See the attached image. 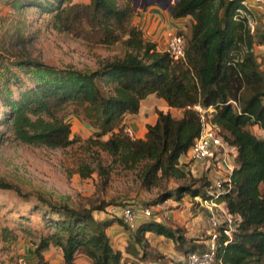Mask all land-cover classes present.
Masks as SVG:
<instances>
[{
  "label": "trees",
  "instance_id": "1",
  "mask_svg": "<svg viewBox=\"0 0 264 264\" xmlns=\"http://www.w3.org/2000/svg\"><path fill=\"white\" fill-rule=\"evenodd\" d=\"M118 1L12 4L18 10L28 3L27 7L51 15L55 30L89 43L121 42L126 53L95 72L52 67L28 58L13 61L0 54V97L7 109L0 126H8L23 145L57 150L76 141L70 119L81 121L92 130L89 141L115 164L128 170L143 165V188L163 181L189 180L160 198L181 199L186 194L214 199L221 205L232 218L233 230L231 237L223 234L228 228L226 221L217 229L214 264H264V137L250 130L257 127L264 132V68L254 52L264 33L256 42L247 17L239 13L240 0H178L170 18L190 24L188 36L177 31L184 39L185 56L174 61L167 50L160 52L156 43L145 38L135 22L134 1L124 0L123 5ZM246 15L253 17L250 11ZM149 96L181 111V115L156 110L155 122L145 126L143 137L132 138L125 118L138 115L141 102ZM195 106L213 109L211 122L216 125L217 136L232 153L234 168L219 189L205 176H191V166L196 165L193 161L179 166L181 156L187 157L201 132ZM104 137L107 140L103 141ZM92 173L88 166L78 171L83 179ZM0 190L13 191L25 199L33 197L41 208L40 217L50 232L35 247L36 264H51L43 256L49 246L60 251V264H76L79 254L92 264H122L123 253L137 258L140 251L144 261L148 256L147 234L171 241L186 257L202 254L180 230H172L151 216L131 229L120 217L97 220L92 214L114 203L92 210L55 204L39 194H23L2 181ZM115 225L129 235L124 252L114 249L107 235Z\"/></svg>",
  "mask_w": 264,
  "mask_h": 264
},
{
  "label": "rangeland",
  "instance_id": "2",
  "mask_svg": "<svg viewBox=\"0 0 264 264\" xmlns=\"http://www.w3.org/2000/svg\"><path fill=\"white\" fill-rule=\"evenodd\" d=\"M21 1L32 4L46 0H0L3 14L0 54L6 59L16 61L28 58L52 67H72L95 72L106 63L124 57L126 50L121 42L97 45L72 34L59 32L53 28L51 15L41 13L33 6L27 7L28 3L18 10L12 7L14 3L22 5ZM88 1L73 0L76 3ZM123 3L124 0L118 1L119 5ZM154 6L158 7L155 4L144 10L143 1L137 0L135 22L147 40L150 42L159 40L160 49L167 50L168 34L182 30L181 34L188 36L190 21L184 20L178 24L167 16L153 21L150 19L153 17L150 8ZM253 19V34L258 42L264 33V8L256 6L253 9ZM254 52L264 68V40L256 43ZM104 90L108 92V88ZM149 108L151 115H144L142 112L139 117H132L133 122L127 125V129L132 130L134 138L140 136L144 130L140 120L143 116L146 124H153V106L149 105ZM6 110L0 97V120L5 117ZM172 114L180 117L181 111L174 110ZM203 114L206 120L211 119L213 109L206 110ZM70 122L72 138L76 141L66 149L57 150L23 145L14 139L8 126H0V181L19 188L23 194H39L55 204L67 203L92 210L101 207L103 203L115 204L104 207L103 211L93 210L92 214L97 220L110 216L121 217L122 209L130 206L133 207L138 222L139 219L144 220L142 211L148 209L153 220L172 230H180L189 244L197 246L202 254L208 252L212 242L211 236L218 232L219 227L225 225L226 218L220 208L210 212L200 203L201 199L191 198L186 194L181 199L160 198L165 191L172 192L178 185L187 184L189 180L163 181L151 188H143L140 180L143 165L128 170L115 164L112 158L89 141L92 134L90 128L73 118ZM132 123L137 130H134ZM250 130L254 135L264 137L261 129L252 127ZM107 138L104 137L102 140L105 141ZM226 151L229 153V150ZM226 157L225 167H215L210 162L202 166H191V176L193 178L205 176L211 181L212 187L217 182H223L230 174L228 169L234 168L232 153ZM184 163L189 164V159L182 160V166H185ZM85 166L93 171L91 177L87 179L81 178L78 174L79 169ZM40 209L33 197L25 199L13 191L0 190V264H36L33 255L35 247L40 238L50 232V228L40 217ZM109 235L113 248L124 252L129 240L128 233L115 225ZM146 237L149 245L145 251L148 254L146 260H141L143 256L141 251L137 258L128 257L123 253L122 264H185L186 254L171 241L153 234H147ZM59 252L57 248L49 246L43 252V256L50 263L59 264L62 262Z\"/></svg>",
  "mask_w": 264,
  "mask_h": 264
},
{
  "label": "built area",
  "instance_id": "3",
  "mask_svg": "<svg viewBox=\"0 0 264 264\" xmlns=\"http://www.w3.org/2000/svg\"><path fill=\"white\" fill-rule=\"evenodd\" d=\"M241 3V9H239V13L241 15H245L247 17V26L250 28L251 32H253V24L252 21L254 20L253 17H249L246 15V11H250L253 13V9L258 6L259 8H264V0H240ZM3 21V14L0 9V30L2 26ZM166 48L167 52L170 54V56L174 59V61L183 60L185 56V50H184V39L181 35H179L176 31L170 32L167 36L166 40ZM194 109L200 113V120H201V132L199 137L195 140L194 145L190 149V151L187 153V158L191 161H193L196 165H202L206 162H210L215 167H225L227 162V146L223 142V140L217 136L216 133V125L211 122V119H205L204 114L206 110L208 109H202L199 106H195ZM130 135V132L127 131ZM220 153L221 159L218 163H214V161L217 159L218 154ZM211 165V167H213ZM231 173L232 168L228 169ZM228 178V177H227ZM225 179L224 181H228L229 179ZM217 182V181H216ZM222 182H217L214 184V187L216 189H219L221 187ZM212 195L215 197L216 191L211 192ZM200 203L203 205L204 208L209 210L210 212L213 209L220 208L221 211L224 213V216L226 218L227 226L228 228L223 230V234L231 237V231L233 228V221L231 216H229L224 209L220 207V205L214 200H200ZM150 212L148 209H144L142 211V218H148L150 217ZM124 224L128 225L131 229H135L137 227V220L138 217L133 209V207L126 206L121 211V217H120ZM213 225H215V222L213 218H211ZM219 234L214 233L211 236V244L209 252H206L204 254L198 255V254H190L186 257L185 264H214L215 261V242L218 239ZM179 264V263H178Z\"/></svg>",
  "mask_w": 264,
  "mask_h": 264
},
{
  "label": "crops",
  "instance_id": "4",
  "mask_svg": "<svg viewBox=\"0 0 264 264\" xmlns=\"http://www.w3.org/2000/svg\"><path fill=\"white\" fill-rule=\"evenodd\" d=\"M150 9H152V11H153V17H151L150 19L151 20H153V21H155V19L157 20V19H163V17H165V16H167V17H169L170 18V14H169V12H167L166 10H163V9H161L160 7H156V6H154V7H152V8H150ZM146 13V12H145ZM144 13V14H145ZM170 20H172L171 18H170ZM173 21V20H172ZM181 21H184V20H175V21H173V22H176V23H181ZM153 23V22H152ZM152 42V41H151ZM153 42L154 43H156L157 44V46H158V50L159 51H164V50H161L160 49V47H161V43H160V41L159 40H153ZM149 105H152L153 106V114H154V121H153V124H154V122H155V119H156V115H155V111L156 110H160V111H163V112H169L172 116H173V114H172V112L174 111V109H170V108H168L167 107V105L165 104V102H163L162 100H159V99H157V98H155L154 96H149L146 100H144V101H142L141 102V104H140V109H139V113H138V115H135V116H130V115H128L126 118H125V122H126V124L127 125H130V123L131 122H133V118L132 117H139L140 116V114L143 112L144 113V115H151L150 114V111H151V109L149 108ZM157 108V109H155L154 110V108ZM175 117V116H174ZM74 119V118H73ZM75 120H77V119H75ZM141 120V123H143V125H144V130L141 132V134H140V136H138L137 138H142L143 137V135H144V133H145V131H146V129H145V126L146 125H148V124H146V122H144V116L140 119ZM153 124H149V125H153ZM132 127L134 128V130H137L135 127V124L133 125V123H132ZM127 131H129L130 132V135H131V137L132 138H134V136H133V133H132V130H130L129 128L127 129ZM185 159H187V157L186 156H181V158H180V160H179V166H181L182 167V160H184L185 161ZM194 167H196V165L194 166ZM138 224H137V226L141 223V220L139 219V221L137 222ZM113 229V227H110L108 230H107V235H108V237H109V239H110V235H109V233H110V231ZM148 235H152V234H148ZM117 250H120V249H117ZM60 253V252H59ZM81 257H83V258H81ZM79 258H81L80 260H79ZM78 260H79V262L80 263H78ZM59 263V262H58ZM51 264H55V263H51ZM60 264V263H59ZM76 264H92L91 263V261L88 259V258H86L83 254H79L78 256H77V260H76Z\"/></svg>",
  "mask_w": 264,
  "mask_h": 264
},
{
  "label": "water",
  "instance_id": "5",
  "mask_svg": "<svg viewBox=\"0 0 264 264\" xmlns=\"http://www.w3.org/2000/svg\"><path fill=\"white\" fill-rule=\"evenodd\" d=\"M133 1H134L133 3L134 10H137L136 8L137 0H133ZM142 1L144 4V10H146L147 7H150L156 4L158 7H160L163 10L168 11L169 14H171L173 11V6L178 0H174V2L173 0H142Z\"/></svg>",
  "mask_w": 264,
  "mask_h": 264
}]
</instances>
